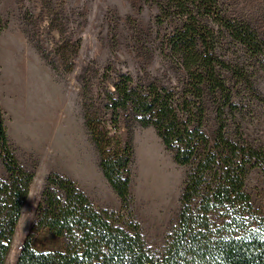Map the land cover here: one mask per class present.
<instances>
[{"label": "trees", "instance_id": "16d2710c", "mask_svg": "<svg viewBox=\"0 0 264 264\" xmlns=\"http://www.w3.org/2000/svg\"><path fill=\"white\" fill-rule=\"evenodd\" d=\"M161 11V22H173L166 41L181 86L136 84L119 75L104 99L109 118L97 112L85 118L120 211L97 209L73 180L48 175L16 264H264V216L245 190L250 173L264 171V148L245 139L228 77L253 88L247 69L253 63L264 69V32L232 18L224 0H167ZM233 55L242 62L234 63ZM122 118L129 128L125 142ZM132 126L153 127L175 162L190 167L178 223L158 251L132 212ZM0 161L7 173L0 179V264H6L35 174L18 160L1 106Z\"/></svg>", "mask_w": 264, "mask_h": 264}, {"label": "rangeland", "instance_id": "374dc122", "mask_svg": "<svg viewBox=\"0 0 264 264\" xmlns=\"http://www.w3.org/2000/svg\"><path fill=\"white\" fill-rule=\"evenodd\" d=\"M224 1L232 18L246 19L264 32V0ZM166 2L0 0L4 26L0 31V106L18 160L35 174L6 264H16L20 247L37 219L41 193L50 174L73 180L95 208L120 211V199L100 169L85 118L96 112L109 118L104 99L119 75L131 76L136 84L181 86V72L167 49L173 22L160 21L161 6ZM13 55L24 59L30 77L22 90L20 108L5 88V73H15L10 60ZM238 56H231L234 63L242 62ZM247 70L253 88L228 76L239 109L237 119L245 139L264 148V69L253 63ZM207 127L214 129L212 111ZM119 135L124 142L129 138L124 118L119 123ZM132 136V212L146 243L158 251L178 223L190 167L175 162L174 152L165 148L153 127H133ZM157 176L162 187L154 182ZM0 179H7L1 161ZM245 190L254 210L264 216L262 169L250 173Z\"/></svg>", "mask_w": 264, "mask_h": 264}, {"label": "bare ground", "instance_id": "6f19581e", "mask_svg": "<svg viewBox=\"0 0 264 264\" xmlns=\"http://www.w3.org/2000/svg\"><path fill=\"white\" fill-rule=\"evenodd\" d=\"M13 52H14V50H13ZM17 57L15 55H13V58H10V60L13 63V66H14V68H12V69H14L15 73L12 76L8 74L9 72L7 73L8 75L5 73V76H6L5 77V88H8V89H6L8 96L10 98H13L16 101L15 102L17 104L16 107L20 108L22 98H23L22 90H24L26 85H28L30 83V77H29L28 65L25 64L24 59H20L21 57L20 58H17ZM10 60H8V61H10ZM29 60H31V59H29ZM155 180L156 181H154V182H156V186L162 187L158 176ZM147 183H149V182H147Z\"/></svg>", "mask_w": 264, "mask_h": 264}]
</instances>
